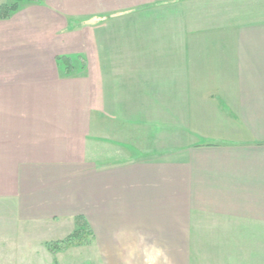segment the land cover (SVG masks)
Segmentation results:
<instances>
[{"label": "crops", "instance_id": "obj_1", "mask_svg": "<svg viewBox=\"0 0 264 264\" xmlns=\"http://www.w3.org/2000/svg\"><path fill=\"white\" fill-rule=\"evenodd\" d=\"M245 201H264V0L0 20V264H45L76 217L82 264H245V219L264 229Z\"/></svg>", "mask_w": 264, "mask_h": 264}, {"label": "rangeland", "instance_id": "obj_2", "mask_svg": "<svg viewBox=\"0 0 264 264\" xmlns=\"http://www.w3.org/2000/svg\"><path fill=\"white\" fill-rule=\"evenodd\" d=\"M4 1L5 0H0V4ZM257 212H264V201H245V216L249 215L250 213ZM247 219H245V264H264V229L262 228L263 226L262 224L260 225V223L257 222H250L249 220L247 221ZM74 229L69 232L68 235L71 234ZM68 235H66L61 240H64ZM58 241L45 242L41 245V250H38L37 248L40 253V258H42V260L45 259V264H82L84 257L82 255L81 248L93 246L92 243L88 246H71L56 252H51L50 250H48L47 245Z\"/></svg>", "mask_w": 264, "mask_h": 264}, {"label": "trees", "instance_id": "obj_3", "mask_svg": "<svg viewBox=\"0 0 264 264\" xmlns=\"http://www.w3.org/2000/svg\"><path fill=\"white\" fill-rule=\"evenodd\" d=\"M37 1L38 0H5L0 4V20H7L11 18L20 9L28 5L35 4L37 3ZM57 60L65 67L66 71H70L72 69L71 59L66 57H59L57 58ZM74 220V231L69 234L64 240L47 245L48 250H50L51 252H56L71 246H88L93 243V233L86 221L82 217H76Z\"/></svg>", "mask_w": 264, "mask_h": 264}]
</instances>
